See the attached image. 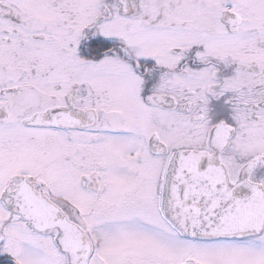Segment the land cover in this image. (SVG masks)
Returning <instances> with one entry per match:
<instances>
[{"label": "snow or ice", "instance_id": "snow-or-ice-1", "mask_svg": "<svg viewBox=\"0 0 264 264\" xmlns=\"http://www.w3.org/2000/svg\"><path fill=\"white\" fill-rule=\"evenodd\" d=\"M0 264H264V0H0Z\"/></svg>", "mask_w": 264, "mask_h": 264}]
</instances>
